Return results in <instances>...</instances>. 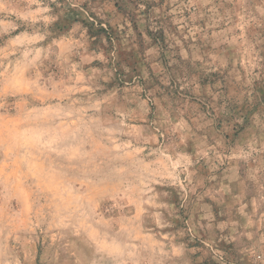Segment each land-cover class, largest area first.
<instances>
[{"label":"rangeland","instance_id":"374dc122","mask_svg":"<svg viewBox=\"0 0 264 264\" xmlns=\"http://www.w3.org/2000/svg\"><path fill=\"white\" fill-rule=\"evenodd\" d=\"M0 264H264V0H0Z\"/></svg>","mask_w":264,"mask_h":264}]
</instances>
